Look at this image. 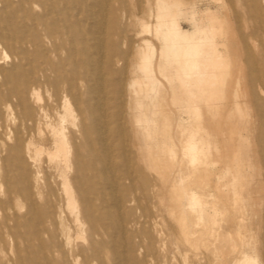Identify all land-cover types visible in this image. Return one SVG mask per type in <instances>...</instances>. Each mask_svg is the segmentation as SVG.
Wrapping results in <instances>:
<instances>
[{"label":"rangeland","instance_id":"rangeland-1","mask_svg":"<svg viewBox=\"0 0 264 264\" xmlns=\"http://www.w3.org/2000/svg\"><path fill=\"white\" fill-rule=\"evenodd\" d=\"M166 1L171 14L179 10L176 22L182 32L199 42L201 65L189 77L178 75L176 64L165 65L156 52L152 64L155 89L150 90L138 67L137 48L122 60L113 42L105 45L106 119L121 179L123 230L120 233L114 227L115 210L94 200V217L107 233L96 243L105 254L101 263L252 264L255 259L264 264V0ZM12 2L17 9L18 0ZM126 8L130 25L124 36L138 42L149 39L157 47L150 34L140 33L139 21L153 22L148 15L149 9L151 14L155 11V0H126ZM32 11L41 14L43 9L36 6ZM23 15L22 9L15 13L18 20ZM53 15L57 16H49ZM17 26L23 41L0 45V157L20 127V108L7 98L1 84L18 57L43 70L32 85L41 99L36 101L30 90L25 92L35 114H42V108L54 113L46 80L77 86L83 79L82 56L75 63L64 53L57 58L52 46L58 38L49 39L37 25L39 40L33 44L28 40L35 32L21 21ZM196 28L200 31L195 33ZM26 60H21L22 68L29 67ZM198 72L205 80H199ZM132 82L139 84L137 91ZM80 100L85 102L84 94ZM40 123L44 127L42 115ZM39 141L42 148L50 147L44 135ZM91 143L97 147L94 138ZM83 155V185L96 197L104 185L93 169L89 149ZM127 170L130 179L125 178ZM68 172L69 176L74 173L72 168ZM51 173L40 166V191H45ZM82 230L86 235V225ZM110 239L117 243V259L112 255L114 248L108 246ZM80 245L74 240L72 251ZM11 246L9 241L0 243L3 250ZM4 251L0 264L6 260ZM38 251L36 247L29 260H42ZM50 259L61 261L62 257L56 253Z\"/></svg>","mask_w":264,"mask_h":264},{"label":"bare ground","instance_id":"bare-ground-1","mask_svg":"<svg viewBox=\"0 0 264 264\" xmlns=\"http://www.w3.org/2000/svg\"><path fill=\"white\" fill-rule=\"evenodd\" d=\"M36 6L43 9L41 14L33 13L32 8ZM0 7V45L23 41L24 37L17 26V21H21L34 32L36 26L41 25L49 39H59L52 46V52L57 58L60 53L67 54L74 63L78 56L83 58V79L82 82L77 81V86H60L46 80L45 86L51 91L50 98L55 104L52 115L43 108L42 114H35L25 95L26 90H30L36 101L41 99L38 90L32 87L37 76L43 73L41 68L20 56L11 72L3 75L1 84L6 88L5 95L20 108V127L13 133L12 142L5 146L4 156L0 157V243L9 241L12 244L11 248L4 249L6 252L0 248L6 257L3 264L101 263L105 254L102 246L99 248L96 243L97 239L102 240L107 233L94 217V200L115 210L117 220L114 227L120 233L123 230L120 215L121 179L115 169L116 159L109 143L106 119L107 103L103 81L105 45L109 40L113 42L122 60H126L131 49L136 47L138 67L144 73L148 88L154 90L152 64L155 53L159 52L165 65L175 63L178 75L189 77L201 65L198 60L199 42L182 32L176 22L180 12L176 9L171 14V6L166 0H155V11L152 14L149 9L148 17L153 22L139 20L140 33L150 34L157 40V47L149 39L138 42L124 36L130 25L126 0H18L17 9L12 0H0ZM20 9L24 15L18 20L15 13ZM51 13L57 16L50 17ZM197 31L200 30L196 28L194 32ZM38 40L39 36L35 32L33 39L29 38L28 42L37 44ZM23 59L29 67L22 68ZM159 69L163 71V66L159 65ZM200 77V81L205 80L202 74ZM120 81L122 98L123 79ZM132 86L137 91L139 84L132 82ZM81 88L82 93L79 91ZM82 94L85 102L80 100ZM6 109L12 113L11 105H6ZM41 115L44 127L40 125ZM42 135L50 142L49 148L40 146ZM92 138L96 141V148L92 146ZM86 149L93 156V169H96L104 185V191L99 190L96 197L85 188L82 181L86 174L83 155ZM190 150L192 152L194 147L191 146ZM40 166L52 172L46 177L43 192L38 185L42 179H39L38 174ZM71 168L74 173L69 176ZM131 177L127 170L125 178ZM83 225L87 228L86 235L82 234ZM74 240L83 245L75 247L77 250L73 252ZM116 245L113 239L109 240L108 246L114 248V259L118 258ZM36 247L42 258L39 262L29 260ZM56 253L62 257L61 261L50 259ZM251 261L257 264L255 259Z\"/></svg>","mask_w":264,"mask_h":264}]
</instances>
